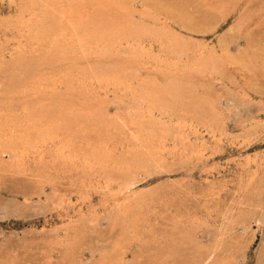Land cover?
<instances>
[{"label":"rangeland","instance_id":"obj_1","mask_svg":"<svg viewBox=\"0 0 264 264\" xmlns=\"http://www.w3.org/2000/svg\"><path fill=\"white\" fill-rule=\"evenodd\" d=\"M0 264H264V0H0Z\"/></svg>","mask_w":264,"mask_h":264},{"label":"bare ground","instance_id":"obj_2","mask_svg":"<svg viewBox=\"0 0 264 264\" xmlns=\"http://www.w3.org/2000/svg\"><path fill=\"white\" fill-rule=\"evenodd\" d=\"M90 19V18H89ZM100 20V19H99ZM70 38H72L71 36H70ZM70 40V39H69ZM104 41V40H103Z\"/></svg>","mask_w":264,"mask_h":264}]
</instances>
